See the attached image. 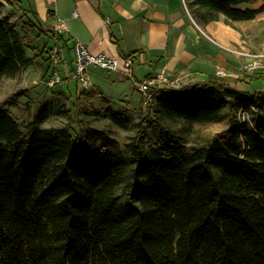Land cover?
<instances>
[{
    "label": "trees",
    "instance_id": "16d2710c",
    "mask_svg": "<svg viewBox=\"0 0 264 264\" xmlns=\"http://www.w3.org/2000/svg\"><path fill=\"white\" fill-rule=\"evenodd\" d=\"M185 1L201 25L264 13V0ZM14 11L0 2V83L34 65L37 39L69 43ZM153 94L136 124L107 108L112 124L136 129L124 151L89 123L93 91L62 90L61 105L41 102L25 125L9 110L25 93L0 102V264H264V91L211 76ZM251 106L252 125L240 122ZM54 114L67 123L44 127ZM226 119L188 146L194 125Z\"/></svg>",
    "mask_w": 264,
    "mask_h": 264
},
{
    "label": "crops",
    "instance_id": "0c3cea01",
    "mask_svg": "<svg viewBox=\"0 0 264 264\" xmlns=\"http://www.w3.org/2000/svg\"><path fill=\"white\" fill-rule=\"evenodd\" d=\"M8 12L35 16L43 27L53 30L56 22L65 23V39L72 45L69 59L63 56L60 66L71 72L76 42L87 45L94 54L106 53L116 58L121 67L118 80L141 82L162 75L182 85L206 82L223 71L231 84L242 85L260 73L246 71L248 58L239 57L225 48H237L250 54L263 49V41L251 49L248 34L250 21L228 24L220 21L201 25L195 21L183 0H0ZM187 5V4H186ZM188 8V7H187ZM77 14V16H75ZM57 44V42H55ZM61 43V42H60ZM68 43V44H69ZM67 44V45H68ZM134 60L129 76L123 66L126 57ZM137 66V67H136ZM140 68L152 72L143 79ZM94 87V85H93ZM135 88V87H134ZM95 90H98L94 87ZM136 89V88H135ZM137 90V89H136ZM99 91V90H98ZM138 91V90H137Z\"/></svg>",
    "mask_w": 264,
    "mask_h": 264
},
{
    "label": "rangeland",
    "instance_id": "374dc122",
    "mask_svg": "<svg viewBox=\"0 0 264 264\" xmlns=\"http://www.w3.org/2000/svg\"><path fill=\"white\" fill-rule=\"evenodd\" d=\"M260 3L261 2L253 6H258ZM17 16L18 15H16V17ZM248 31L250 33L247 36L252 50L257 48V41H263V49L259 52L254 51L253 53L262 56L259 61L263 66L261 69L254 72H263L260 73V75L264 76V13L260 14L259 20L251 23ZM31 36L36 37V34L32 33ZM58 44L63 47L65 58L69 59V53L72 52V45L69 43L65 46L63 42ZM54 45L55 42L48 37L37 39L36 42L30 45V49L28 50V55L35 59L34 65L26 69L19 77L14 79L5 78L0 83V102L8 100L20 94V92L26 94L25 97L20 99L16 107L9 109L12 116L22 125L30 121L33 113L41 102H51L52 105L57 108L65 101L62 96L58 95L59 92L65 90L74 98L76 97V92L82 90V87L76 79L72 78L65 80L66 73L64 68L60 65L58 69L63 78V82L56 85L54 88H46V82L50 77L52 67L48 50L53 48ZM150 72H152V70L140 68L137 76L143 79ZM89 74L92 84L99 91L95 90L94 87L90 90L93 91V95L89 99L90 109L93 111V115L88 117V121L93 127L111 132L112 136L118 141L119 149L124 151L126 150V144L130 142L135 135L136 129L134 127L133 129L125 130L112 124L110 120L104 116L107 112V108L109 107L116 111L123 110L128 112L134 124H136L146 116L147 106L144 104L141 94L134 88L135 86L132 80H118L116 78V73L93 68L89 69ZM238 89L250 93L264 91V77L256 78L251 82L249 81L242 85H238ZM68 105L70 106L69 103ZM250 116H252L251 112ZM66 123L67 118L65 116L54 114L44 127H61ZM169 126L174 130L179 129L178 124L169 123ZM228 126V119L217 124L194 125L191 133L186 137L188 146L205 144L217 133L227 129Z\"/></svg>",
    "mask_w": 264,
    "mask_h": 264
},
{
    "label": "built area",
    "instance_id": "2783aa9c",
    "mask_svg": "<svg viewBox=\"0 0 264 264\" xmlns=\"http://www.w3.org/2000/svg\"><path fill=\"white\" fill-rule=\"evenodd\" d=\"M186 10H188L186 1L183 0ZM77 16V14H75ZM53 30L59 35H65L66 27L65 23L61 20L56 22ZM228 52L235 54L239 57L248 58V63L245 65L244 69L246 71H256L261 69L263 66L260 63L261 55H254L248 52L239 50L237 48H225ZM74 55V70L72 72L66 73V79H76L79 85L84 91H90L93 88L91 82L89 69H98L107 72H116L119 71L121 64L120 62L113 57L108 56L106 53L94 54L90 51L89 47L81 42H76L73 47ZM64 50L59 44H55L50 52V61H51V72L50 77L46 82L47 88H54L56 85H59L63 82L58 66L61 65L63 61ZM123 66L127 70L129 76L132 77L130 69H132L133 61L131 58H125L123 61ZM217 76L224 77L225 74L223 71H219ZM135 88L141 94L144 104L148 106L154 99L153 88L154 87H167V88H180L181 84L179 81L170 80L166 76L158 75L150 77L141 82H134ZM257 110L254 107H243L238 111L237 117L240 122H246L252 125V116L250 112H256Z\"/></svg>",
    "mask_w": 264,
    "mask_h": 264
}]
</instances>
